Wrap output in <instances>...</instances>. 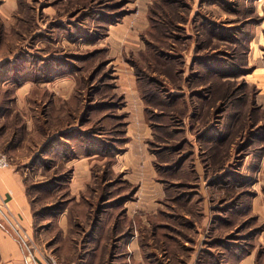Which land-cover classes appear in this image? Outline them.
<instances>
[{
	"label": "rangeland",
	"instance_id": "1",
	"mask_svg": "<svg viewBox=\"0 0 264 264\" xmlns=\"http://www.w3.org/2000/svg\"><path fill=\"white\" fill-rule=\"evenodd\" d=\"M142 1L18 0L17 30L40 49V57L20 52L21 66L57 65L76 83L57 108L50 98L38 99L33 128L26 126L28 118H19L26 128L22 148L29 151L28 141H38L28 134L32 130L42 146L30 158L4 153L8 167L17 166L34 198V214L42 218L60 215L68 206L81 228L89 223L83 218L87 214L121 219L127 210L153 213L157 217L147 234L152 244L168 242L174 252L175 231L182 246L194 243L200 229L207 251L214 246L231 253L248 250L254 234L264 230V218L252 208L255 196L264 201V0H153L152 19L162 22L151 34L140 33L149 41L144 39L143 50L136 55L127 46L110 50L105 43L109 25L134 13ZM14 28L9 43L16 40ZM144 97L143 115L152 132L148 151L166 204L162 210L141 205L144 157L137 174L126 172V177L118 165L128 126L137 124L132 105ZM96 140L101 145L89 147L95 153L71 150L76 141L94 145ZM86 158L90 180L76 202L73 165ZM42 185L56 192L41 194ZM0 206V223L14 236V228L25 236L13 214ZM168 215L175 219L169 221ZM160 221L168 237L159 234ZM25 241L38 262L39 247L30 237ZM47 255L50 263H58Z\"/></svg>",
	"mask_w": 264,
	"mask_h": 264
},
{
	"label": "crops",
	"instance_id": "2",
	"mask_svg": "<svg viewBox=\"0 0 264 264\" xmlns=\"http://www.w3.org/2000/svg\"><path fill=\"white\" fill-rule=\"evenodd\" d=\"M152 1H142V5L138 6L134 13L126 15L116 24L109 25L105 43L110 50L117 46H127V50L135 55L137 51L143 50L144 39L140 38V33L149 28L148 11ZM19 15L18 0H0V151L11 157H18L19 152H22L23 154L20 155L30 158L42 146L40 137L32 130L28 134L35 136L34 138L38 137V141H28L29 151L22 148L26 128L20 120L28 118L26 126L33 128L36 125L35 121L38 120V99L42 96L50 98L57 108V102L68 99L72 93L76 79L67 69L61 70L57 65L50 63L44 64L42 69H31L29 64L26 67L21 66L22 60L18 55L20 52L36 54L40 57L38 53L40 49L36 45L32 47L21 37L22 31L17 30ZM13 28L15 32L12 36L16 40L9 43L8 37ZM19 43H21L20 48H7L17 46ZM120 51L125 54L122 48ZM125 74L129 76L130 73L125 71ZM37 95L38 98H34ZM135 101L132 108L137 124L130 122L128 126L129 141L126 143L125 152L119 156L118 165L120 171L125 174L126 172L137 174L138 165L141 164L139 159L144 157L146 174L144 173L140 188L143 193L141 205L153 211L166 208V204L163 202L162 184L157 182L153 173V156L148 151V141L152 138V132L144 119V101L139 99ZM48 137L49 135L44 133L43 140L47 141ZM73 166L76 179L72 191L77 192L76 202H78V197L86 193L90 180V159L80 160ZM26 185L16 165L0 168V205L7 207L18 221L22 233L33 239L39 247L36 248L39 264H51L47 252L55 256L59 264H231L228 261L230 255L221 252L217 246L210 248L209 251L202 246L204 235L200 229L195 230L197 238L194 243L187 240L186 243L181 244L182 246H180V231H175L174 236L177 241L171 247L173 250L176 246L174 252L168 247V242L160 241L152 244L150 237V240L147 239V234H150L149 222L153 217H157L153 213H150L152 215L131 214L127 210L126 213L119 215L121 219L114 214L99 218L87 214L83 215V218L89 223L82 224L81 228L77 224V217L70 214L68 206L64 207L60 215L42 218L34 214L35 204L32 205L34 196L30 199ZM55 192L56 190L52 189L51 194ZM263 202L259 195L255 196L252 208L253 212H258L264 218ZM163 215H165L163 212L159 215L162 220L166 217ZM36 217L39 220L37 226H35ZM172 219L175 218H170L168 215V220ZM202 221H204L202 225H205L207 220L204 218ZM162 224L161 221L160 224L156 223L161 227L158 230L159 234L168 237V234L162 231ZM259 249H262L264 254V230L256 234L253 248L242 257H238L235 264H264L263 257L260 259L257 257ZM167 253L169 254L165 255ZM221 254L225 255V260L218 258ZM0 264H27V255L20 242L1 223Z\"/></svg>",
	"mask_w": 264,
	"mask_h": 264
},
{
	"label": "trees",
	"instance_id": "3",
	"mask_svg": "<svg viewBox=\"0 0 264 264\" xmlns=\"http://www.w3.org/2000/svg\"><path fill=\"white\" fill-rule=\"evenodd\" d=\"M154 2V1H153ZM153 4V3H152ZM150 5L149 6V11H148V15H149V19H150V23L152 24V25H150L149 26V28L145 31L146 33H149V34H151V32H152V30H154V29H156L157 28V26H160L161 25V22L162 21H157V19H152V16H153V11H152V6L153 5ZM122 18H120L119 20H121ZM118 20V19H117ZM118 20V21H119ZM117 21V22H118ZM114 22V21H113ZM116 23V22H115ZM144 32V33H145ZM144 33H143V35H144ZM143 35H141V37L143 38ZM145 36V35H144ZM145 40H146V43L148 44L149 43V41H148V38L146 37V38H144ZM142 100H145V97L144 98H142ZM76 140V139H75ZM56 142V141H55ZM94 143V142H93ZM96 145V146H95ZM101 145V142H99V141H97L96 140V143H94V145H92V144H89V142L88 141H76L75 142V144L72 146V148H71V150L72 151H74V152H76L77 154H87V153H89V151H91V152H93L94 151V153L95 152H97L96 150H94V149H90V148H92V147H97V146H100ZM90 147V148H89ZM112 153H114V151L112 152ZM111 153V154H112ZM39 187V191L41 192V194L42 193H44V192H46V193H51V191H52V188L51 187H44L43 185L42 186H38ZM26 190H27V187H26ZM46 208H48L47 210H51V211H55V210H58L59 209V205L58 206H50V207H46ZM51 211H48V212H51ZM262 229H260V230H258L255 234H254V236L252 237V244L250 245V247H249V249L248 250H246V249H242L241 250V252H230V251H227V250H221V252H226V254L227 255H230L229 257H228V261H230V263L231 264H235L236 263V261L238 260V257L240 258V256L242 257L243 255H245L246 253H248L252 248H253V246H254V237L256 236V234H258L260 231H261ZM229 249H232L231 247H229ZM233 254V255H232ZM235 254V255H234ZM221 256V260H225V255H223V254H221L220 255ZM257 257H258V259H260L261 257H263V262H264V254H263V251H262V249H259L258 251H257ZM218 258H219V256H218Z\"/></svg>",
	"mask_w": 264,
	"mask_h": 264
},
{
	"label": "built area",
	"instance_id": "4",
	"mask_svg": "<svg viewBox=\"0 0 264 264\" xmlns=\"http://www.w3.org/2000/svg\"><path fill=\"white\" fill-rule=\"evenodd\" d=\"M1 167H4V168L8 167V160H7V156L0 151V168ZM0 212H1V210H0ZM14 230H15L16 236L18 237L24 251L27 254H29V256H30V258H28V256H27V264H38L35 257H33L32 247H30L28 245V243L25 241V236L22 235L21 233H19L18 231H16L15 228H14ZM51 264H58V263H56L55 261L52 260Z\"/></svg>",
	"mask_w": 264,
	"mask_h": 264
}]
</instances>
